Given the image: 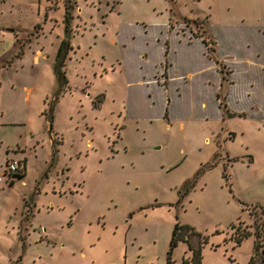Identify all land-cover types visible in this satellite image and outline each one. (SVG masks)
<instances>
[{
	"label": "rangeland",
	"instance_id": "obj_1",
	"mask_svg": "<svg viewBox=\"0 0 264 264\" xmlns=\"http://www.w3.org/2000/svg\"><path fill=\"white\" fill-rule=\"evenodd\" d=\"M70 4L0 0V175L25 171L0 183V264H167L176 223L204 236L201 264H247L264 223V0Z\"/></svg>",
	"mask_w": 264,
	"mask_h": 264
},
{
	"label": "trees",
	"instance_id": "obj_2",
	"mask_svg": "<svg viewBox=\"0 0 264 264\" xmlns=\"http://www.w3.org/2000/svg\"><path fill=\"white\" fill-rule=\"evenodd\" d=\"M71 0H65V5H71ZM65 19H68L65 18ZM186 21L192 20L183 18ZM65 37L63 36L61 42L57 46V51L55 54V63L53 66L54 74L57 75L61 84L66 83V78L64 72L61 70V65L64 61L65 55L70 48V38L67 29H64ZM202 42L207 47V41L202 39ZM166 47H168V43H165ZM213 50V47L212 49ZM165 54H167V50L165 49ZM212 57L211 54H208ZM216 62V61H215ZM222 73V71L220 70ZM25 171L22 170L20 173L13 175V179H21L24 176ZM12 184V182H10ZM255 214V213H254ZM253 213L250 212V215L254 216ZM254 231H253V255L249 258L247 264H264V223L258 221L257 218L253 219ZM250 236V232L247 230H242L241 232H236L231 236V239L235 241L236 244L240 243L244 238ZM183 241L186 243L187 250L189 251L188 257L182 258L181 264H201V253H202V244L205 242L204 236L197 231L194 227L187 224H174L173 229L171 231V236L169 240V250L166 256V263L171 264L170 261V252L171 249L177 244V242Z\"/></svg>",
	"mask_w": 264,
	"mask_h": 264
},
{
	"label": "built area",
	"instance_id": "obj_3",
	"mask_svg": "<svg viewBox=\"0 0 264 264\" xmlns=\"http://www.w3.org/2000/svg\"><path fill=\"white\" fill-rule=\"evenodd\" d=\"M20 169V162L18 160H11V161H7V163L5 164V169L3 171V174L0 175V183L2 182V178H6V179H12L13 175H16L19 172Z\"/></svg>",
	"mask_w": 264,
	"mask_h": 264
},
{
	"label": "crops",
	"instance_id": "obj_4",
	"mask_svg": "<svg viewBox=\"0 0 264 264\" xmlns=\"http://www.w3.org/2000/svg\"><path fill=\"white\" fill-rule=\"evenodd\" d=\"M176 33H177V32H176ZM198 38H199V37L197 36V37H195V38H193V39H190V40L188 39V40L191 42V41H193L194 39H198ZM15 180H18V179H15Z\"/></svg>",
	"mask_w": 264,
	"mask_h": 264
},
{
	"label": "flooded vegetation",
	"instance_id": "obj_5",
	"mask_svg": "<svg viewBox=\"0 0 264 264\" xmlns=\"http://www.w3.org/2000/svg\"><path fill=\"white\" fill-rule=\"evenodd\" d=\"M202 41V40H201ZM205 45V44H204ZM205 47H206V45H205ZM211 58H213V57H211ZM221 73V72H220Z\"/></svg>",
	"mask_w": 264,
	"mask_h": 264
}]
</instances>
